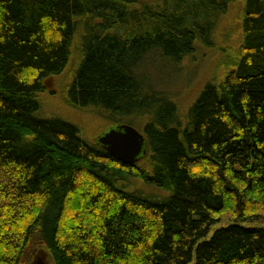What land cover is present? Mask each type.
Here are the masks:
<instances>
[{"label":"trees","instance_id":"obj_1","mask_svg":"<svg viewBox=\"0 0 264 264\" xmlns=\"http://www.w3.org/2000/svg\"><path fill=\"white\" fill-rule=\"evenodd\" d=\"M229 16L232 65L182 118L147 60L176 67ZM67 71L72 105L141 126L137 163L40 115L45 80ZM42 252L51 264H264V0H0V264Z\"/></svg>","mask_w":264,"mask_h":264},{"label":"rangeland","instance_id":"obj_2","mask_svg":"<svg viewBox=\"0 0 264 264\" xmlns=\"http://www.w3.org/2000/svg\"><path fill=\"white\" fill-rule=\"evenodd\" d=\"M176 2L177 0H171ZM240 10V7H239ZM234 11L232 10V15ZM230 16L221 20L213 37L211 46L199 41L196 42V49L192 54L182 59L176 67L166 65L163 59L149 58L143 72H147L149 85L154 89L165 90L170 98L176 103L182 118L186 117L189 108L196 102L202 90L208 82L218 83L222 79V74L227 67H231L234 60L235 42L239 38L237 22L235 35L229 23ZM71 79V74L67 71L63 76L50 77L45 80L47 92L42 96L40 115L45 118H64L81 129L82 137L89 141H96L106 128H109L116 120L120 123L131 124L141 130L129 117L117 118L111 114H102L103 110H95L90 107H76L67 92ZM114 123V124H113ZM131 188L141 190L146 193L158 192L153 185L143 181L131 182ZM158 195V194H156ZM158 196H166L158 195ZM232 218L224 215L221 222L215 224L210 230L207 238H210L217 228L227 226ZM263 224V222H260ZM245 225H248V223ZM49 254L40 253L37 257H30L27 264H51Z\"/></svg>","mask_w":264,"mask_h":264},{"label":"water","instance_id":"obj_3","mask_svg":"<svg viewBox=\"0 0 264 264\" xmlns=\"http://www.w3.org/2000/svg\"><path fill=\"white\" fill-rule=\"evenodd\" d=\"M96 142L128 164L137 163L146 153L144 133L127 123L110 126L96 137Z\"/></svg>","mask_w":264,"mask_h":264}]
</instances>
